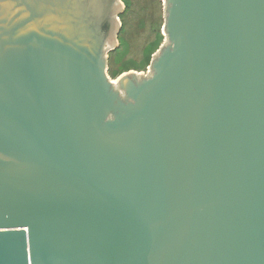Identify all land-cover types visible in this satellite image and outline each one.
<instances>
[{"label":"water","instance_id":"95a60500","mask_svg":"<svg viewBox=\"0 0 264 264\" xmlns=\"http://www.w3.org/2000/svg\"><path fill=\"white\" fill-rule=\"evenodd\" d=\"M114 80L121 0H0V264H264V0H164Z\"/></svg>","mask_w":264,"mask_h":264},{"label":"rangeland","instance_id":"374dc122","mask_svg":"<svg viewBox=\"0 0 264 264\" xmlns=\"http://www.w3.org/2000/svg\"><path fill=\"white\" fill-rule=\"evenodd\" d=\"M124 6L118 46L108 54V73L116 80L128 72L147 74L166 41L164 0H121Z\"/></svg>","mask_w":264,"mask_h":264}]
</instances>
